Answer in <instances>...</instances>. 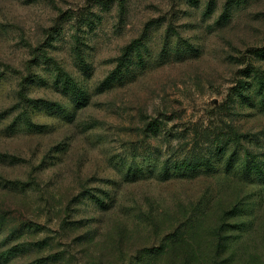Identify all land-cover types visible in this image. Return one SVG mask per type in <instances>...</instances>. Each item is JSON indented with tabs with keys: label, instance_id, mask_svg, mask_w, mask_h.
<instances>
[{
	"label": "rangeland",
	"instance_id": "obj_1",
	"mask_svg": "<svg viewBox=\"0 0 264 264\" xmlns=\"http://www.w3.org/2000/svg\"><path fill=\"white\" fill-rule=\"evenodd\" d=\"M239 92L264 98V0H0V264H191L176 235L264 264Z\"/></svg>",
	"mask_w": 264,
	"mask_h": 264
},
{
	"label": "trees",
	"instance_id": "obj_2",
	"mask_svg": "<svg viewBox=\"0 0 264 264\" xmlns=\"http://www.w3.org/2000/svg\"><path fill=\"white\" fill-rule=\"evenodd\" d=\"M210 9V8H208ZM135 45L136 49L139 50L141 48V43H136L133 44ZM144 61L141 60L140 62H137V64H142ZM237 95L241 98H243V101L246 102V104H250V106L252 107H258L259 105H263L264 107V98L263 100L258 99V100H254V98L248 96V94H244L242 92H239V94L237 93ZM227 149V147L225 148ZM249 155V154H248ZM234 156L231 157V161L233 160ZM176 167H180L179 170H183L186 169L184 166H176ZM184 167V168H181ZM137 172L135 171L133 174H136ZM140 173H142V171H140ZM243 180H245V182L247 181H254L256 179L260 180V181H264V164L262 163H258V162H251L248 161L245 164L244 170L241 173ZM101 206H103V208H108L109 206L105 205V202L102 200L101 201ZM185 237H181L179 235L174 236L171 244L172 247L174 246V250L181 245V247L183 248V258L181 259V261L183 259H185L186 261L188 260V263L190 262L191 264H203V263H208L209 260L206 259V261L202 260V253H200L198 255L197 250L190 244L188 243V241L184 240ZM235 242H226V243H222L221 241H219V243H217V251L215 252V254H212L213 261L214 263L219 260L220 255H221V249L224 248L225 252L222 253L224 255L227 256V259L225 260V262L223 263H219V264H235V259L234 258V253H229V251L232 249L233 245ZM213 247H216V243L213 244ZM171 247H169L168 245L162 243L160 246H153L151 248H146L142 251V253L139 254L140 260L138 264H155L161 257H163L165 255V253L170 249ZM3 259V258H2ZM0 259V260H2ZM3 262V260L1 261ZM5 262V261H4ZM180 264V263H178ZM182 264H187L186 262L182 263Z\"/></svg>",
	"mask_w": 264,
	"mask_h": 264
}]
</instances>
